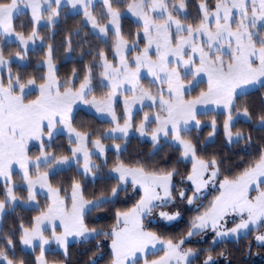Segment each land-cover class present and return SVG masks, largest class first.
I'll list each match as a JSON object with an SVG mask.
<instances>
[{"label": "rangeland", "instance_id": "1", "mask_svg": "<svg viewBox=\"0 0 264 264\" xmlns=\"http://www.w3.org/2000/svg\"><path fill=\"white\" fill-rule=\"evenodd\" d=\"M114 1L128 3L119 10ZM196 5L199 15L192 14L189 0H11L0 6V181L6 185L0 228L18 206L40 210L21 239L24 251L40 249L37 264H55L46 260L47 253L67 254L71 244L94 238L98 231L86 228V215L107 200H86L80 183L62 192L52 177L75 168L86 181H95L108 153L119 154L132 137L171 144L192 164L187 206L214 195L188 240L202 233L212 236L213 244L235 241L264 227V155L240 177L220 180L216 164L201 160L190 141L193 131L205 127L212 129L207 144L219 131L228 145L239 139L232 128L248 114L235 110L237 100L264 86V0H216L212 6L197 0ZM23 14L33 24L28 36L14 26ZM76 14L112 47L80 82L58 77L48 42L55 26ZM125 20L136 26L132 36L125 35ZM38 51L44 54L36 64L44 81L24 83L13 71L27 68ZM80 111L107 125L95 135L79 131L74 119ZM62 136L66 155L56 153L64 149L57 141ZM107 175L119 180V189L132 185L142 195L118 217L112 264H189L196 252L184 242L164 241L143 228L145 219L166 224L182 219L179 211L162 208L173 203L172 174L119 163ZM259 239L264 241V233ZM0 264H15L7 250L0 252Z\"/></svg>", "mask_w": 264, "mask_h": 264}, {"label": "trees", "instance_id": "2", "mask_svg": "<svg viewBox=\"0 0 264 264\" xmlns=\"http://www.w3.org/2000/svg\"><path fill=\"white\" fill-rule=\"evenodd\" d=\"M197 0H189L192 14L199 15ZM216 0H208L211 6ZM11 0H0V6L8 5ZM128 2L120 4L114 1L113 7L125 9ZM198 17V16H197ZM199 18V17H198ZM15 30L26 36L33 31V24L29 15H21L15 22ZM136 26L129 20L124 21L125 35H133ZM43 33V31H41ZM46 34V33H44ZM1 38V37H0ZM48 42L52 45V58L58 66V77L61 80H70L72 77L81 81L88 70L98 69V60L101 54H110L111 45L91 32L83 22L81 14L69 15L62 19ZM43 51L31 53V62L27 68L16 67L13 71L24 83L30 80L44 81L40 77L42 69L38 68ZM236 111H245L247 121L237 122L233 134L239 139L228 145L223 131H219L211 143H206L212 134V129L205 127L202 131H193L192 142L197 156L205 161L215 163L219 170L220 180H234L256 165L264 155V86L239 96ZM212 117L213 114H210ZM224 115H220L219 123L222 126ZM107 123L99 121L92 115L80 111L74 119V126L81 132L93 133ZM64 149L56 153L68 154V141L65 137L57 139ZM120 140L118 143H122ZM119 163L129 168H138L153 174H172L173 203L162 207L165 210L179 211L182 219L174 224L151 222L145 219V231L158 238L178 244L184 242L185 249L196 252V256L189 264H264V241L259 236L264 233V227L251 231L249 235L235 241H221L213 244V237L204 234L194 235L190 240L194 220L204 212L214 195H207L197 200L192 206H187L191 199L192 189L189 177L192 173V164L182 159L179 149L171 144H154L142 141L137 137L130 138L125 148L117 154L108 153L105 164L101 165L100 176L95 181L85 180L84 176L75 168L60 172L52 177V184L62 192H70L73 185L80 183L83 197L89 201L107 199L90 210L85 218V226L89 230L98 231V234L86 241L73 243L67 254L49 252L46 260L55 264H112L111 251L112 232L117 227L118 217L132 210L140 202L142 195L132 185L120 188L118 179L108 177L107 173ZM25 198L23 189H18ZM6 198V185L0 181V201ZM40 210L27 209L18 206L7 213L0 228V252L8 251L9 259L15 264H37L36 256L40 249L34 252L24 251L21 244L23 230L33 225ZM204 235V236H203ZM12 245V248L9 245ZM150 256L149 260L157 258Z\"/></svg>", "mask_w": 264, "mask_h": 264}]
</instances>
